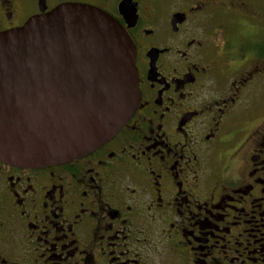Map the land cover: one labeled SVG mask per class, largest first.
Listing matches in <instances>:
<instances>
[{"label":"flooded vegetation","instance_id":"af4514ba","mask_svg":"<svg viewBox=\"0 0 264 264\" xmlns=\"http://www.w3.org/2000/svg\"><path fill=\"white\" fill-rule=\"evenodd\" d=\"M264 0H0V33L96 8L135 50L140 102L105 145L0 161V264H264Z\"/></svg>","mask_w":264,"mask_h":264},{"label":"water","instance_id":"95a60500","mask_svg":"<svg viewBox=\"0 0 264 264\" xmlns=\"http://www.w3.org/2000/svg\"><path fill=\"white\" fill-rule=\"evenodd\" d=\"M135 60L126 31L86 5L0 33V161L59 166L112 140L140 102Z\"/></svg>","mask_w":264,"mask_h":264},{"label":"rangeland","instance_id":"374dc122","mask_svg":"<svg viewBox=\"0 0 264 264\" xmlns=\"http://www.w3.org/2000/svg\"><path fill=\"white\" fill-rule=\"evenodd\" d=\"M260 5H262V7H264V2L262 1V2L260 3Z\"/></svg>","mask_w":264,"mask_h":264}]
</instances>
